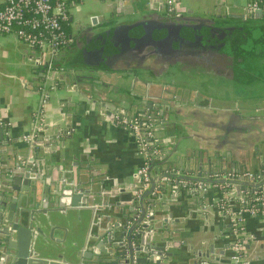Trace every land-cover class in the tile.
Segmentation results:
<instances>
[{
  "label": "water",
  "instance_id": "1",
  "mask_svg": "<svg viewBox=\"0 0 264 264\" xmlns=\"http://www.w3.org/2000/svg\"><path fill=\"white\" fill-rule=\"evenodd\" d=\"M142 7V0L112 1L108 18L101 16L77 26L69 35L71 46L52 57L46 53L40 66L44 77L50 62L46 70L50 78L60 82L62 89L66 87L65 91L96 103L110 118L116 114L138 116L142 122L148 119L152 128L149 144L159 155L149 160L147 186L137 193L140 177L136 175L137 182L128 191L114 194L102 186L99 169L85 156L81 163L74 160L67 172L50 169L57 171H51L49 181H41L39 165L49 153L63 148L60 134L64 130L47 131L18 150L10 146L12 139L0 127V264H165L172 256L168 249L184 243L179 239L181 229L174 226L181 218L165 208V194L172 198L183 190L192 199L206 192L200 190L201 184L221 183L211 176L249 171L259 181H237L233 185L236 196L257 189L264 198V93L249 94L240 103L212 85L207 90L212 97L204 90L181 85L170 71L181 63L179 53L188 57L183 54L185 48L208 47L206 52L210 57L218 54L220 62L217 65L210 58L204 70L210 77L232 82L234 65L240 59L227 50L233 45L231 38L257 36L264 30V15L259 10H241L239 14L216 11L203 16L189 10L172 16L164 10L146 12ZM215 46L217 51H213ZM124 55H133L134 69L148 74L144 79L133 69L122 71L132 75L130 83L123 79L130 85L124 93L131 99L128 108L118 106L121 98L109 90L108 82L114 71L121 70L112 68L111 61ZM224 57L230 62L221 68ZM114 75L122 80L120 74ZM215 113L223 114L225 120L216 126L231 132L228 137L218 141L193 131L205 127L204 119ZM224 122L228 126L220 125ZM242 150L243 155L254 157L256 170L235 169V157L240 159L237 153ZM228 163L230 168H226ZM56 232L60 236H54ZM219 238L186 251L183 264H217V256L231 246L227 241L215 249Z\"/></svg>",
  "mask_w": 264,
  "mask_h": 264
},
{
  "label": "crops",
  "instance_id": "2",
  "mask_svg": "<svg viewBox=\"0 0 264 264\" xmlns=\"http://www.w3.org/2000/svg\"><path fill=\"white\" fill-rule=\"evenodd\" d=\"M249 1L176 0L175 11L179 15L186 14L189 10L194 14L203 16H213L216 11L222 14L226 11L239 14ZM2 3L3 0H0V6ZM66 3L68 15L64 26L68 35L76 32L77 26L84 25L91 19L96 20L101 16L108 18L111 14L112 1L109 0H66ZM142 4V9L146 12L164 10L166 14L164 0H142ZM257 36H264V30L259 32ZM70 46L68 45V47ZM68 51L71 54L73 53V50ZM238 55L244 59L258 56L260 57L258 59H261L260 65L258 64V67L253 64V60H250L257 70L244 69L241 68V65L234 67L232 82L228 80L227 82L221 76H218V78L210 77L207 70L194 72L192 75H188V71H175L173 74L183 86L195 90H204L207 95L213 97L207 90L214 85L217 89L224 91L223 93L231 94L234 101L242 103L250 96L249 94L255 95L252 91L257 94L264 93V48L255 51V53L242 51L241 54L239 53L236 56ZM45 58V51L31 48L13 35L0 33V122H2L0 127L3 130L5 128V134L12 139L10 146L18 150L25 148L22 136L30 130L32 113L38 106L37 87L41 84L53 86L54 88L49 90L47 103L44 106L43 122L46 130L51 133L56 130H64V133L60 134L64 145L62 149L56 150L55 153H49L46 160L44 159L43 163L39 165V179L42 181L43 178H46V181H49L51 171H57L56 169H50L56 167H58L59 172H67L69 166L76 163L74 160L78 159L81 163L83 156H85L89 158V163L99 169L103 177L101 184L104 188L114 194H118V190L121 189L128 191L136 184V170L143 161L138 153L134 138L127 131L115 126L111 121L110 114L103 112V109H97L94 105L96 103L93 104L91 100L77 95L76 92L65 91L66 87L62 89L60 82L49 77L46 73L47 69L43 72L46 75L42 77V66L40 64L43 63ZM133 58V55L128 58L124 55L110 63L112 68L121 69L114 71V74H120L122 80H128L129 83L132 75L124 74L125 72H122L124 70L133 69L136 75L144 77V79L148 76L146 71L134 69ZM87 59L90 58L87 57ZM114 74L112 75L113 79L108 81L110 84L109 90L115 91V96L121 98L118 100V106L128 108L131 99L124 93L126 94L130 85L124 80L114 79L117 78ZM246 76L251 77V83H245L244 78ZM244 88H249V91L247 93L244 91L238 92V90H245ZM226 99L227 97L224 96L222 106H225ZM207 111L210 114V111ZM223 117V114L215 113L204 119L205 124L203 126L205 127L196 128L193 131L202 136L212 135L217 137L218 141L228 137L231 132L228 133L226 129L217 128L216 126L220 120H225ZM196 123H200L199 120ZM220 125L226 127L228 123L224 122ZM232 134L237 135L235 132ZM56 143L58 145V141ZM243 152L242 150L237 153L241 157L240 159L237 160L236 157L235 160L232 159L235 163V169L256 170L257 165L254 157L243 155ZM46 166L49 168L50 174H46L48 170V168L45 169ZM81 166L80 170H83L84 164ZM71 167L72 169L78 168V166ZM226 168H230L229 163ZM207 185L204 194L201 196L196 195L192 199L187 198L183 190L176 197L170 198L169 195H164L163 200L168 202L165 208L172 212L174 216H180L181 218L180 222L174 224V226L181 229L179 239L185 243L180 248L168 249L172 256L165 261V264L167 262L170 264L173 262L183 264L188 257L186 251L199 249L200 246L210 242L215 236H220L214 242L215 249H219L223 242L231 241V227L228 219L219 212L214 204L219 195V189L216 184L209 183ZM187 213H189V216ZM242 217L243 227L238 235L242 240V255L250 264H264V217L251 216L247 213H243ZM54 236H60V233L56 232ZM229 249L230 247L226 248L222 255L217 256V264H228Z\"/></svg>",
  "mask_w": 264,
  "mask_h": 264
},
{
  "label": "built area",
  "instance_id": "3",
  "mask_svg": "<svg viewBox=\"0 0 264 264\" xmlns=\"http://www.w3.org/2000/svg\"><path fill=\"white\" fill-rule=\"evenodd\" d=\"M164 1L166 14L178 16L179 14L175 11L176 0ZM66 4V0H3L0 6V33L13 35L29 47L43 50L52 57L67 48L72 41L63 27L68 15ZM243 10L246 13L259 10L264 14V0H250L244 5ZM50 67L49 62L47 70ZM53 88V86L44 84L37 87L38 106L32 113L30 130L22 136L24 143L30 144L33 140L38 139V136L47 132L43 122L44 106L47 103L49 90ZM111 121L115 126L134 137L138 153L143 160L141 166L136 170V175L140 177V188L137 190L139 193L148 184L149 160L151 157L159 155V150L149 144V140L152 138L151 124L147 118L142 122L138 116L128 117L116 114L112 116ZM211 178L222 180L221 183L216 184L219 195L214 204L219 212L228 219L231 227L228 264H250L242 255V240L238 237L243 227L242 214L264 217V198L257 189L250 193V199H245L241 193L236 196L233 185L243 179H251L252 183H257L259 177L255 172L245 171L214 175ZM207 187V184H201L200 190L205 191ZM248 201L252 204L244 206Z\"/></svg>",
  "mask_w": 264,
  "mask_h": 264
},
{
  "label": "flooded vegetation",
  "instance_id": "4",
  "mask_svg": "<svg viewBox=\"0 0 264 264\" xmlns=\"http://www.w3.org/2000/svg\"><path fill=\"white\" fill-rule=\"evenodd\" d=\"M203 31H205V30L203 29ZM185 36H191V35H185ZM205 36H208V35L206 34ZM209 36H214V35H209ZM218 36H222V35H218ZM231 36H238V35H235V34L231 33ZM231 39H232L231 41H232L233 45H231L230 48H227V50L229 52H232L235 56L237 54H239V53L241 54L242 51H249L251 53H255V51H258V50H261L262 48H264V36H252V35L249 34L247 36H243V35L241 36L240 35V37H232ZM240 47H241V49H240ZM244 47H246V48L243 50ZM213 48H215L213 51H217L218 50L217 46H215ZM207 49H208V47L207 48H199V49L194 48V47L193 48H190V47L185 48L184 51H183V54L188 53L189 54L188 57H185V55L183 57L179 53L178 57H180L181 63L176 65V67L172 66L170 68V71L173 73L175 71H181L182 68H185L189 72L188 75H192L194 72L198 73V71L200 69H202L204 71L205 63H209L211 60H213V62H216L217 65H219L218 63L220 62V59H217L218 54L216 56L210 57V55H209L210 52H208V53L206 52ZM197 51L201 52L200 55H198V56L195 55V52H197ZM237 57L240 60L238 61V63H235V65H234L235 67L241 65L242 66L241 68L248 69V70H253V71L257 70V69H255L254 65L258 66V64L260 63V60H261V59L260 60L258 59V58H260L258 56L247 57V59H244L243 57L241 58L239 55ZM210 58H211V60H210ZM250 60H253V64L254 65L250 62ZM254 61H255V63H254ZM223 62H224V64H223L222 67L226 68L227 62L229 63L230 61H229L228 57H224V61ZM254 75H256V74H254ZM244 81L247 84L251 83L250 82L251 81V77L246 76L244 78ZM238 89H241V88H238ZM244 89L246 91L245 90H243V91L246 92V93H247V91H249L248 90L249 88H244ZM252 93H254V92L252 91Z\"/></svg>",
  "mask_w": 264,
  "mask_h": 264
},
{
  "label": "trees",
  "instance_id": "5",
  "mask_svg": "<svg viewBox=\"0 0 264 264\" xmlns=\"http://www.w3.org/2000/svg\"><path fill=\"white\" fill-rule=\"evenodd\" d=\"M64 27V30L66 31V27L65 26H63ZM67 32V31H66ZM245 194V196H244V198L245 199H250V197H251V194H249V193H244ZM252 203L250 202V201H248L247 203H246V205H244V206H249V205H251Z\"/></svg>",
  "mask_w": 264,
  "mask_h": 264
},
{
  "label": "rangeland",
  "instance_id": "6",
  "mask_svg": "<svg viewBox=\"0 0 264 264\" xmlns=\"http://www.w3.org/2000/svg\"><path fill=\"white\" fill-rule=\"evenodd\" d=\"M248 49V48H247ZM254 63H255V61H254ZM235 84V83H234ZM238 92H243V90H238Z\"/></svg>",
  "mask_w": 264,
  "mask_h": 264
}]
</instances>
